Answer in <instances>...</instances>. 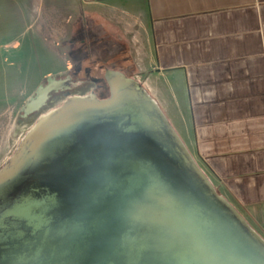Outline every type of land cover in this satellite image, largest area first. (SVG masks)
Instances as JSON below:
<instances>
[{"label":"water","instance_id":"1","mask_svg":"<svg viewBox=\"0 0 264 264\" xmlns=\"http://www.w3.org/2000/svg\"><path fill=\"white\" fill-rule=\"evenodd\" d=\"M41 113L0 166V264H264V238L219 193L135 77ZM50 77L22 108L81 84Z\"/></svg>","mask_w":264,"mask_h":264},{"label":"crops","instance_id":"2","mask_svg":"<svg viewBox=\"0 0 264 264\" xmlns=\"http://www.w3.org/2000/svg\"><path fill=\"white\" fill-rule=\"evenodd\" d=\"M87 34L131 70L217 191L264 238V0H0V111L19 53L53 60L42 77L59 73Z\"/></svg>","mask_w":264,"mask_h":264},{"label":"rangeland","instance_id":"3","mask_svg":"<svg viewBox=\"0 0 264 264\" xmlns=\"http://www.w3.org/2000/svg\"><path fill=\"white\" fill-rule=\"evenodd\" d=\"M46 35L50 36L51 38L52 33H46ZM19 42L23 43L22 41ZM107 46L110 51H115L118 48L113 44H106L105 47L107 48ZM19 54L21 58H15L13 61L21 62L22 66L18 67V64L16 63L12 65V71L14 76L13 82H15L14 88L11 91L12 99L10 101H7L5 108L0 111V166L12 153L21 136L25 133L27 129L30 128V126L34 123V121L41 113H44L54 107H57L65 100L68 95L84 94L86 92H89L91 89L94 88V86H96V83L94 81L86 80L87 82H82L77 86L68 88L69 90L64 91V94H62V92L53 94L54 91H52L49 93V98L46 99L44 104L39 109L30 113L27 117H24L26 115L23 114L22 108L24 107L26 102H28L34 96L37 88L40 85L45 84L47 79L50 77L55 76L56 78H63L67 75L70 76V74L68 73L71 72V68L62 70L59 73H53L42 77L43 73L46 72V70L56 68V65L52 63L53 60H49L42 57L38 58L35 53L30 54L27 50H24ZM81 55H83V57H92L93 59H95L96 62L100 65V67L103 68V70H105L106 68L121 70V68L116 64L115 60L113 61L108 59L101 49L95 50L90 48L84 51ZM10 60L12 59L10 56H8L6 62L9 63ZM97 63H94L92 65L93 71L94 74L100 75V78H102V70L99 69L100 67L98 68ZM59 65L58 67L60 69H64L65 66L63 59H59ZM122 71L129 76L131 70L124 69ZM37 80H39V82L36 83ZM72 80L77 81L82 79L78 77H72ZM104 86H106L105 83ZM1 102L2 101L0 100V106Z\"/></svg>","mask_w":264,"mask_h":264},{"label":"trees","instance_id":"4","mask_svg":"<svg viewBox=\"0 0 264 264\" xmlns=\"http://www.w3.org/2000/svg\"><path fill=\"white\" fill-rule=\"evenodd\" d=\"M87 37H88L89 41L87 43H85L84 45H82V47H79V49L82 48L81 52H78V50L75 51V53L72 52L71 57L69 58L70 62L72 63V67L70 69V71L72 73V77H78V78H81L84 80L94 81L95 83H103L104 82V78H103V71L104 70H103V68L100 67V65L92 57L87 58V57H83V55H81L84 51H86L90 48L95 49V50L101 49V42L99 40L98 41L95 40L94 35L91 36V35L87 34ZM102 52L105 53V55L108 59H110V60L113 59L112 58L113 54L107 53L108 54L107 55L106 52H104V51H102ZM83 63H85V64H83ZM94 63L95 64L97 63L98 68L100 67L99 69L102 70L101 71L102 72L101 73L102 78H100V75L94 74L93 67H92V65Z\"/></svg>","mask_w":264,"mask_h":264},{"label":"flooded vegetation","instance_id":"5","mask_svg":"<svg viewBox=\"0 0 264 264\" xmlns=\"http://www.w3.org/2000/svg\"><path fill=\"white\" fill-rule=\"evenodd\" d=\"M69 32V31H68ZM66 33L67 34V38L69 37V33ZM71 40L69 39V42H68V39L67 40H65V42L63 43V42H61V46L62 45H67L68 46V48H69V46L72 44L71 42H70ZM72 52H74L75 53V50L74 49H70L69 51H68V53L71 55V53ZM68 74H70V76H72L71 75V72H69ZM82 81L83 82H87L86 80H83L82 79ZM104 83H105V81H104ZM104 83H96L95 85L96 86H94V91H95V93H96V95L98 96V97H100V98H103V97H106L107 95H108V87H107V85L106 86H104ZM106 84V83H105ZM69 89L68 88H64V89H60V90H58V91H54L53 92V94H57V93H60V92H62V94H64V91H68ZM51 95V94H50ZM49 98V97H48ZM32 113V112H31ZM30 113H28L26 116H24V117H27L28 115H29Z\"/></svg>","mask_w":264,"mask_h":264}]
</instances>
